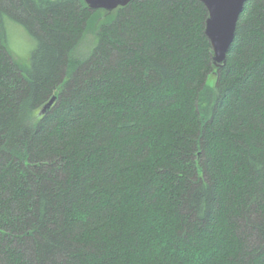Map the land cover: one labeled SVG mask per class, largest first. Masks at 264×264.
<instances>
[{"label": "trees", "instance_id": "1", "mask_svg": "<svg viewBox=\"0 0 264 264\" xmlns=\"http://www.w3.org/2000/svg\"><path fill=\"white\" fill-rule=\"evenodd\" d=\"M208 16L0 0V264H264V0L219 69Z\"/></svg>", "mask_w": 264, "mask_h": 264}, {"label": "water", "instance_id": "2", "mask_svg": "<svg viewBox=\"0 0 264 264\" xmlns=\"http://www.w3.org/2000/svg\"><path fill=\"white\" fill-rule=\"evenodd\" d=\"M91 9L112 11L125 6L133 0H84ZM207 7L209 16L206 20L205 33L213 47V64L222 68L227 62V53L234 41L237 23L247 0H201ZM53 96L40 110L46 114L57 100Z\"/></svg>", "mask_w": 264, "mask_h": 264}, {"label": "rangeland", "instance_id": "3", "mask_svg": "<svg viewBox=\"0 0 264 264\" xmlns=\"http://www.w3.org/2000/svg\"><path fill=\"white\" fill-rule=\"evenodd\" d=\"M6 25L8 42L12 52L16 57H20V59H28L27 57L30 56L32 50L36 46L34 38L23 25L11 18H7ZM92 39L93 34L89 33L87 35V40L92 41ZM215 82V75H211L209 77V83L214 85Z\"/></svg>", "mask_w": 264, "mask_h": 264}]
</instances>
